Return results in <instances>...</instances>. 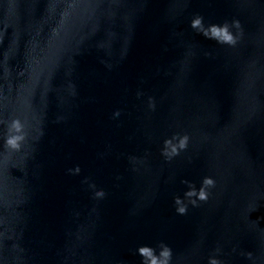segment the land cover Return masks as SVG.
Here are the masks:
<instances>
[{"label": "water", "instance_id": "95a60500", "mask_svg": "<svg viewBox=\"0 0 264 264\" xmlns=\"http://www.w3.org/2000/svg\"><path fill=\"white\" fill-rule=\"evenodd\" d=\"M223 24L235 46L199 34ZM160 241L264 264V0H0V264H141Z\"/></svg>", "mask_w": 264, "mask_h": 264}, {"label": "clouds", "instance_id": "9594fccd", "mask_svg": "<svg viewBox=\"0 0 264 264\" xmlns=\"http://www.w3.org/2000/svg\"><path fill=\"white\" fill-rule=\"evenodd\" d=\"M202 23V18L197 16L192 21L190 26L193 29H197ZM235 26L240 28V22L238 20L234 21ZM205 38L215 41L220 45H232L235 46L242 35V30L238 35H234L227 24L223 25H211L210 30H202L199 32ZM155 101L150 98L149 107L155 109ZM113 116H120V111L116 110ZM15 133L18 135H10L6 141L8 147L13 150H19L21 148V142L25 139L23 135V126L19 120L13 121L12 125ZM173 139L175 137L168 139L164 142V148L162 149V155L167 159H172L180 154V150H186L188 148L189 138L187 135L183 136L179 140V147L172 145ZM69 173H79L80 169L77 165L75 169L69 168ZM95 187V186H93ZM215 187V180L211 177H205L202 181V186L197 191L195 187H191L190 190L185 192V197L190 199L185 202L182 197H174L175 212L179 216H185L188 214L189 205L196 207L199 202H206L209 199V193L207 188ZM93 195L96 198H104L106 192L103 189L94 191ZM137 254L141 257V264H172L173 259V249L165 241H160L156 245H141L136 250ZM208 264H221V260L217 256H210L208 258Z\"/></svg>", "mask_w": 264, "mask_h": 264}]
</instances>
